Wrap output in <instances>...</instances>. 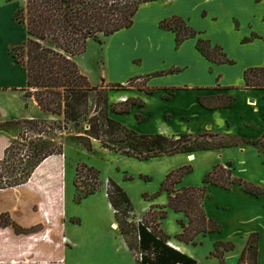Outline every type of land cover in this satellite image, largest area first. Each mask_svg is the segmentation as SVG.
I'll return each instance as SVG.
<instances>
[{
    "label": "trees",
    "instance_id": "1",
    "mask_svg": "<svg viewBox=\"0 0 264 264\" xmlns=\"http://www.w3.org/2000/svg\"><path fill=\"white\" fill-rule=\"evenodd\" d=\"M151 1L154 0H25L24 5L16 11L15 18L24 26L27 36L23 43L12 47L9 54L26 71L24 99L33 97L43 111L53 116H61L62 120L47 124L40 119L26 118L17 122L22 123L27 131L42 137L53 129L66 130L71 125L83 130L71 138L80 140L87 150H92L91 140L95 139L106 148L121 151L139 160L165 154L193 153L198 150L235 146L237 143L229 135L219 133L203 132L196 137L191 134L169 137L160 133H138L108 115L106 90L91 85L87 76L81 72L75 57L86 50L88 42L92 40L101 43L104 37L131 27L139 6ZM159 26L174 32L176 46L197 35V31L179 15L162 19ZM196 47L214 63H234L221 46H212L209 40L198 38ZM243 79L245 88L264 89V65L245 69ZM132 84L133 79L127 84L116 83L111 86L122 90ZM233 100V94L225 93L198 97V102L208 109L230 107ZM134 103L142 104L139 100L130 99L124 104H113L112 109L115 112H128L130 105ZM250 142L264 145V134ZM13 149L12 144L4 147L8 154ZM60 153V146L42 147L30 169L18 180L0 188L5 191L24 185L31 179L36 168L46 167L48 164L52 165L49 171L51 180L57 181L59 186ZM81 167L85 168L86 177L90 176L91 181L83 185V188L79 187L77 180L74 181L78 200L95 193L99 183V170L85 163ZM191 170V165H184L167 173L159 190L167 193L166 204L151 206L147 211L149 219L137 223L129 218L132 206L127 192L111 177L107 178L108 201L115 209L119 231L137 264H198L195 259L170 244V236L162 230L161 222L166 217V208L183 212L188 222L185 224L179 220L182 230L175 238L184 243H196L198 234L222 231V225L208 217L204 210L207 184L224 189L239 184L245 192L255 196L264 193V189L253 182L233 176L230 162L226 165L215 164L204 176L201 185L176 189L175 186L182 177ZM76 171L79 175L81 168L78 166ZM54 175L57 176L54 178ZM5 201L9 205L3 204ZM10 206L7 198L0 200L1 210ZM24 230L22 232L26 233ZM258 237L255 232L249 235L238 264H243L245 260L252 264L257 263ZM58 248L53 250L52 244L49 248L53 264H60ZM233 248L232 242L220 240L215 243L211 254L224 264L225 253Z\"/></svg>",
    "mask_w": 264,
    "mask_h": 264
},
{
    "label": "rangeland",
    "instance_id": "2",
    "mask_svg": "<svg viewBox=\"0 0 264 264\" xmlns=\"http://www.w3.org/2000/svg\"><path fill=\"white\" fill-rule=\"evenodd\" d=\"M24 3L25 0H0V80L5 83L16 79L14 71L8 63L9 51L12 47L23 43L27 36L24 26L15 18L16 11ZM136 35L137 32L127 29L115 37L107 38L102 46L88 42L85 52L77 56L76 62L78 65L81 64L82 70L89 72L90 75L86 74L91 83L97 84L103 78L100 70L101 63L105 62L106 67L108 56L112 65L115 66V62H118L119 64H117L121 67H128L127 60L125 62L119 59L116 47L117 44L123 47L122 57L125 58L131 54L129 49L131 42L129 41L133 42L135 38H132ZM193 38H196V41L198 38L205 39L200 32ZM111 63H109L110 66ZM135 66L139 67L138 63L129 65V68ZM110 70L120 76L112 67ZM16 75H19L18 72ZM133 84L141 86V80H134ZM8 87L2 86V88ZM137 91L136 95L140 98L139 101L142 104L148 102L146 91L142 88ZM130 92L127 88L124 90L106 89L108 94L107 111L111 118L113 115L117 116L112 105L120 103L118 100L120 94L127 95V100L122 104L134 99ZM0 97L4 107L13 117L21 118L30 113L22 106L19 96L3 93ZM160 105L156 108L157 110L164 108L162 104ZM144 112L146 109L141 112L146 119L138 124L134 123L136 128L124 125L138 133L155 134L154 132L163 122L166 129L170 130L169 134H167L168 132L164 134L165 136L191 134L196 137L199 134L187 131L179 133V130H184L187 127L198 130L194 119L175 115L166 117L161 122L153 111L150 116ZM192 112L194 113V111ZM48 117V119L40 120L47 124L62 120L61 116L50 114ZM136 118L143 119L140 115ZM9 120H13V122H0V134L8 138L6 146L12 144L14 149L10 154L4 149L0 151V187L18 180L35 163L38 157L37 153L45 146H60L61 169L58 173L59 186L57 181L51 180L49 171H51L52 165L48 164L49 166L36 168L26 184L5 191L0 188V200L7 198L11 203L9 208L0 209V264H53L49 249L51 244L53 250L60 247L57 250L60 264H137L122 234L115 226L117 223L115 209L109 204L106 195L107 178L111 177L127 192L132 206L129 218L133 223H137L150 217L147 212L143 214V210L165 202L167 193L159 191L160 184L171 170L191 165L192 170L185 174L181 185L186 187L189 182L190 186H199L202 184L204 176L214 166L212 162L204 164L199 159L190 161L189 164H181L185 159L182 154L163 155L160 158L142 161L134 156L123 154L121 151L106 148L95 139L91 140L92 150L89 151L80 140L71 138L83 131L80 128H73L69 125L66 130L53 129L42 137L32 131H27V128L17 120L12 118ZM164 125L162 124V126ZM232 130H236L239 137L242 138H234L229 134L237 144L234 147H223L224 155L220 157L217 154V156L219 159L224 160L225 157L227 160L217 163L226 165L230 162L231 168L234 169L233 173L235 171V177L250 182H252L250 178L263 179L264 154H259L257 148L248 139L249 136H256L258 131L254 128L241 130L235 127ZM223 135L227 136L228 134ZM197 138L205 139V137ZM207 138L211 139V137ZM2 144L0 141V147ZM242 146L248 150L242 152L241 148H236ZM82 163L94 166L99 170V183L95 193L78 200L74 181L77 180L80 188L91 181L90 176L86 177L87 173L85 168L81 167ZM78 166L81 168L79 175L76 171ZM56 176L54 175V178ZM256 185L264 189L263 186ZM213 197L218 198L219 196L214 195ZM15 202L16 204H13ZM3 204L9 205V202L5 201ZM166 211V217L162 220V230L170 238H173V231L176 229L175 214L168 208ZM23 229L27 232H22ZM228 264L237 263L234 260H229Z\"/></svg>",
    "mask_w": 264,
    "mask_h": 264
},
{
    "label": "crops",
    "instance_id": "3",
    "mask_svg": "<svg viewBox=\"0 0 264 264\" xmlns=\"http://www.w3.org/2000/svg\"><path fill=\"white\" fill-rule=\"evenodd\" d=\"M171 15L181 16L189 26L202 33L203 37L211 44L220 45L223 52L229 59L234 60V63L218 64L208 60L197 49V41L193 37L185 39L179 46H176L174 32L159 26L162 19ZM127 29L137 32L136 37L132 38H135L134 41H129L131 42L129 45L131 54L124 58L122 57L123 47L118 44L116 47L119 59L125 62L127 60V68L121 67L118 62V64L115 62V66L112 65L108 56L107 66L105 67V62L101 63L100 70L103 78L95 84L91 83L87 75L89 72L82 70L83 67L79 64L80 70L87 75L90 84L105 90L112 88V84H127L132 79L133 81L141 80V87L148 95L146 98L148 102L141 105L131 104L128 112H115L117 116H112L115 120L136 128L134 123L138 124L146 119L141 114L146 109L144 113L150 116L153 111L161 122L166 117L175 115L195 120L198 130L187 127L184 130H179V133L181 131L208 132L230 134L234 138H242L239 137L236 130H232L235 127L241 130L256 129L257 135L248 138L251 141L262 137L264 134V112H262L264 111V89L245 88L243 72L247 68L264 65V0H154L139 6L131 27L120 29L104 37L101 43L92 40L89 42L102 46L107 38L115 37ZM248 36L249 38H247ZM8 59L16 79L9 80L7 83L0 80V96L3 93L19 96L22 106L30 113L21 118L13 117L4 107L0 97V122H6L10 118L15 120L48 119L50 114L43 111L33 97L24 99L26 71L11 56ZM133 63H138L139 67L129 68V65L132 66ZM110 67L115 69L120 76L114 74ZM2 86L9 87L2 88ZM139 86L132 84L126 87L131 91V97H134L135 100L140 99L136 95ZM222 93L234 95L230 107L208 109L198 102L199 96ZM120 96L127 95L120 94L118 98ZM160 104L164 108L157 110L156 108L160 107ZM139 115L143 117L142 120L135 119ZM162 124L164 125L162 122L154 133L164 135L170 131ZM0 137L2 138L0 141L3 143L0 147L1 151L6 146L8 138L3 134H0ZM253 145L259 154H264V145ZM236 148H241L242 152L248 150L244 146ZM175 154L185 156L181 164H189L190 161L199 159L204 164L212 162L215 165L217 162L222 163L227 160L225 157L223 160L217 156V154L220 157L224 155L223 147ZM161 156L163 155L148 160ZM231 170L234 176L235 171L233 173L234 169L231 168ZM250 180L264 187V178L259 180L250 178ZM181 181L175 186L176 189L185 187L181 185ZM186 186H190V183L188 182ZM214 195L220 198H215ZM166 201L167 195L165 202L160 205H165ZM203 206L207 216L222 225V231L210 232L205 235L198 234L194 244L178 241L175 235L182 230L179 220L187 224L188 218L183 212H175L168 208L174 212L176 220L174 236L170 238L171 245L172 242L174 243L173 247L195 259L198 264H221L219 258L213 256L211 252L217 241H230L234 244V248L225 253L224 264H228L229 260H234L238 264L249 235L255 232L259 236L256 264H264V193L255 196L245 192L239 184H233L229 189H224L209 183ZM148 210H143V214ZM115 226L118 228L117 223ZM161 228L163 229L162 222ZM243 264L252 263L245 260Z\"/></svg>",
    "mask_w": 264,
    "mask_h": 264
},
{
    "label": "built area",
    "instance_id": "4",
    "mask_svg": "<svg viewBox=\"0 0 264 264\" xmlns=\"http://www.w3.org/2000/svg\"><path fill=\"white\" fill-rule=\"evenodd\" d=\"M118 100L120 101V102H125L126 100H127V96H120L119 98H118ZM171 244V243H170Z\"/></svg>",
    "mask_w": 264,
    "mask_h": 264
},
{
    "label": "bare ground",
    "instance_id": "5",
    "mask_svg": "<svg viewBox=\"0 0 264 264\" xmlns=\"http://www.w3.org/2000/svg\"><path fill=\"white\" fill-rule=\"evenodd\" d=\"M172 245L174 246V243L172 242Z\"/></svg>",
    "mask_w": 264,
    "mask_h": 264
}]
</instances>
